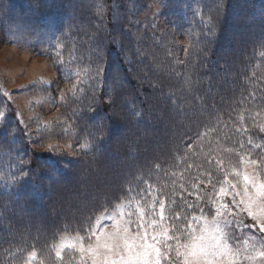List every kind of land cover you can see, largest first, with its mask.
<instances>
[{
    "label": "trees",
    "instance_id": "16d2710c",
    "mask_svg": "<svg viewBox=\"0 0 264 264\" xmlns=\"http://www.w3.org/2000/svg\"><path fill=\"white\" fill-rule=\"evenodd\" d=\"M156 1L167 12L165 30L143 18ZM6 8L13 9L8 23ZM0 9L8 36L45 48L66 79L80 76L67 99L69 122L80 145L95 144L80 156L41 153L9 116L0 120V264H25L32 250L35 263L61 264L58 237L113 210L144 181L167 185L166 215L190 218L201 208L207 215L219 175L241 156L264 157L255 147L264 144V0H0ZM5 106L0 89V111ZM209 128L216 130L201 138ZM21 161L28 177L11 186ZM86 168L87 178L76 181ZM180 184L187 191L171 204ZM63 254L77 260L72 249Z\"/></svg>",
    "mask_w": 264,
    "mask_h": 264
},
{
    "label": "snow or ice",
    "instance_id": "6c2138e0",
    "mask_svg": "<svg viewBox=\"0 0 264 264\" xmlns=\"http://www.w3.org/2000/svg\"><path fill=\"white\" fill-rule=\"evenodd\" d=\"M104 11V6L98 5L101 17ZM55 46L61 50L64 48L59 41ZM56 59L59 60L60 56L57 55ZM102 71L103 68L98 66L97 76ZM186 85L190 88L192 81L187 80ZM76 90L78 86L73 85L72 91ZM3 95L9 94L5 92ZM60 99L63 101L65 97L61 96ZM170 99L176 104L174 97L170 96ZM108 102L111 103V100ZM5 118L6 112L0 111V120ZM258 128L260 133H264V124H260ZM215 130L209 128L200 136L203 138ZM241 130L248 131L247 128L237 129ZM100 139L102 142L103 138ZM248 143L252 141L249 140ZM188 147L191 148V145ZM255 147L264 148V144H257ZM93 148L95 144L85 140L78 150L88 152ZM239 162L253 166V171L242 172L239 168L232 167V175L237 178L235 182L225 172L224 181L215 192L216 198L211 199V204L214 205L212 215H206L203 208L200 209V215L193 214L190 218L184 212L166 215L167 202L163 189L167 185L156 188L144 181V187L138 191L126 189L129 195L121 198L113 210L106 208L94 219L88 217L86 227H77L74 234L60 235V243L55 245L56 257L60 258L61 249L67 247L79 253V264H264V157L259 160H246L241 156ZM215 163L223 171L219 166L225 164L224 160L218 159ZM227 167H231V164ZM24 168L25 162L21 161L19 174H12L6 183L15 186L25 181L28 173ZM156 169L159 170L160 165H156ZM204 175L208 178L207 183L211 185V172ZM204 182L200 180L193 188H198ZM224 184L228 185L227 189ZM179 187L182 190L179 193L173 189L171 204H175L177 196L183 199V192L187 191L184 184ZM133 191L134 196L131 195ZM226 197H230L228 202H225ZM196 198L203 200L199 195ZM185 207L193 213L196 211L193 204H186ZM245 217L252 223H246ZM68 227L65 226V231ZM243 229H255L260 235L243 239L240 235ZM37 255L35 250L28 252V264Z\"/></svg>",
    "mask_w": 264,
    "mask_h": 264
},
{
    "label": "rangeland",
    "instance_id": "374dc122",
    "mask_svg": "<svg viewBox=\"0 0 264 264\" xmlns=\"http://www.w3.org/2000/svg\"><path fill=\"white\" fill-rule=\"evenodd\" d=\"M152 5L154 6L146 10L144 21L149 27L165 30L169 27L167 17L164 15L167 12L163 10V6L158 1L153 2ZM28 11L33 12L31 8ZM12 12V8H6L4 23H8L7 16ZM2 20L0 9V89L2 95L5 92L9 94L8 96L3 95L6 101V106L3 108L6 118L9 116L16 125L22 128L23 133L30 140L29 146L35 150H39L41 153L50 152L58 156H80L81 151L78 150L80 144L73 127L70 126V112L67 109V99L75 96V93L72 94V89L80 76H74L71 81L66 79L60 74L56 61L51 58L45 48L35 46L29 39L21 40L8 36L2 27ZM36 30L44 32V27H37ZM188 41L186 38L182 39V43L185 45L189 44ZM61 96L65 97L63 101L60 99ZM44 125H48V127H44ZM162 139L164 140V138ZM165 139L167 138L165 137ZM249 158L252 159L251 156H245L246 160ZM232 167L239 168L242 172L251 173L253 171V166L248 164L239 163V166ZM84 171L82 176L75 179L76 181H84L88 175L87 168ZM227 173L228 178L235 182L237 178L232 175V168H229ZM224 175L225 172L219 175L209 201L216 198L215 192L219 190L224 181ZM89 179L86 182L97 181L95 177L93 180L89 181ZM224 186L226 189L228 188L227 184ZM229 200L230 197L225 198V202ZM212 208L214 209V205ZM212 214L213 211L207 215ZM245 222L252 223L247 217H245ZM240 235L246 239L249 236L260 234L255 229H243ZM59 243L58 240L56 245ZM68 249L70 248L61 249V257L56 258L61 261V264H79L78 252V256L74 257L77 260L63 254ZM36 261L37 256L31 260L30 264H38L35 263ZM25 264H28L27 259Z\"/></svg>",
    "mask_w": 264,
    "mask_h": 264
}]
</instances>
